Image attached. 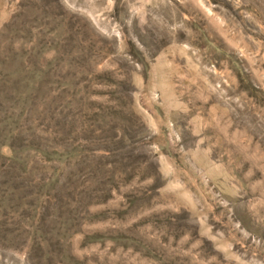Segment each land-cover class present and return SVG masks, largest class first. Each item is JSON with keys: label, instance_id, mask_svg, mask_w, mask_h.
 Instances as JSON below:
<instances>
[{"label": "rangeland", "instance_id": "obj_1", "mask_svg": "<svg viewBox=\"0 0 264 264\" xmlns=\"http://www.w3.org/2000/svg\"><path fill=\"white\" fill-rule=\"evenodd\" d=\"M0 264H264V0H0Z\"/></svg>", "mask_w": 264, "mask_h": 264}]
</instances>
